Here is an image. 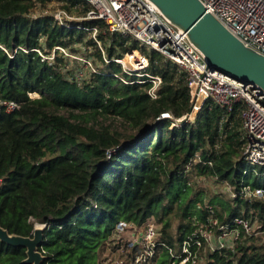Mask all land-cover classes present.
Segmentation results:
<instances>
[{
    "label": "trees",
    "instance_id": "trees-1",
    "mask_svg": "<svg viewBox=\"0 0 264 264\" xmlns=\"http://www.w3.org/2000/svg\"><path fill=\"white\" fill-rule=\"evenodd\" d=\"M53 3L67 14L63 23ZM89 10L85 0H0V98L21 105L0 113V226L33 238L40 225L41 264H106L102 253L116 226L141 228L150 219L159 234L148 263L176 264L183 242L208 223L198 212L207 202L222 222L258 218L255 230L264 229V199L225 200L192 184L196 175L226 182L235 193L248 185L264 195V168L257 174L244 162L245 105L226 113L207 101L193 123L172 129L191 107L186 73L103 22L85 20ZM81 27H97L96 37ZM55 47L85 53L95 72L79 85ZM133 50L145 53L147 72L162 78L157 98L149 95L151 83L120 78L137 80L113 61ZM52 53V61L43 58ZM33 92L40 96L31 98ZM165 113L172 118H161ZM113 241L131 264H147L123 236ZM27 258V249L0 240V264ZM194 261L186 264H264V235L241 231L233 249L206 250Z\"/></svg>",
    "mask_w": 264,
    "mask_h": 264
},
{
    "label": "built area",
    "instance_id": "built-area-1",
    "mask_svg": "<svg viewBox=\"0 0 264 264\" xmlns=\"http://www.w3.org/2000/svg\"><path fill=\"white\" fill-rule=\"evenodd\" d=\"M85 1L90 5L85 20L103 22L109 32L133 38L142 47L158 52L186 73L191 94V107L186 113V120L184 122L174 120L173 127H182L188 122L193 123L197 118L193 116L194 110L199 103L204 106L207 101H211L226 113H230L236 104L243 103L245 108L242 121L246 138L244 162L246 168L253 171L257 167L264 168L263 89L252 82L240 81L218 70H208L204 55L190 41L187 32L170 21L151 0ZM200 1L206 12L212 14L232 35L246 47L264 56V0ZM55 17L63 23L67 14L62 10ZM81 29L90 30L94 38L98 32L97 27H81ZM57 49L67 57H74L75 60L82 62L84 69L88 70L87 74L84 70H75L73 79L79 85L89 73L95 72V65L90 58L70 55L62 47H55L54 51ZM43 58L50 61L54 59L53 55L43 56ZM128 58H131L130 61L127 60ZM113 61L122 66L125 75L137 79L127 81L120 77L124 83L149 82L152 85L149 95L157 98V89L162 84V78L147 72L149 58L145 53L133 50L127 53V56L115 58ZM36 93H29V96L35 98L33 95ZM20 107L21 105L15 101L0 98V113L4 111L11 113L19 110ZM161 118L172 117L169 113H165ZM237 196L249 201L257 198L264 199L263 193L253 190L248 185L243 186L238 193H231L232 198ZM205 208V215L201 218H208V223L201 225L191 240L183 242L181 260L176 264H186L190 258L194 259L195 263L206 250L215 252L233 249L241 231L250 237L260 236H257L255 232L259 231H255L250 221L235 217L230 220L231 224L228 223L229 221L222 222L219 217L211 215L214 213L212 206ZM260 231L264 232V229ZM126 232L130 235L127 239L131 243L130 246L135 248L140 256L138 260L149 264L148 258L154 255L158 246L159 226L155 220L146 221L141 228L136 227L132 222H121L116 226L114 234L120 238ZM191 246H194L193 250ZM120 263L122 264L121 261Z\"/></svg>",
    "mask_w": 264,
    "mask_h": 264
},
{
    "label": "water",
    "instance_id": "water-1",
    "mask_svg": "<svg viewBox=\"0 0 264 264\" xmlns=\"http://www.w3.org/2000/svg\"><path fill=\"white\" fill-rule=\"evenodd\" d=\"M174 24L187 32L190 41L201 51L207 69L218 70L240 81L252 82L264 90V56L246 47L212 14L200 0H151ZM44 239L43 228L33 238L10 235L0 226V240L10 247L27 249L23 264H41L39 247Z\"/></svg>",
    "mask_w": 264,
    "mask_h": 264
},
{
    "label": "rangeland",
    "instance_id": "rangeland-1",
    "mask_svg": "<svg viewBox=\"0 0 264 264\" xmlns=\"http://www.w3.org/2000/svg\"><path fill=\"white\" fill-rule=\"evenodd\" d=\"M52 7L57 9L55 12H53L54 15H56L59 11H62L61 8H59V7L57 8V4L53 3L51 6H49V8H52ZM79 47H83V46L81 44H79ZM66 51L69 54L73 55V56L85 57V53H83V52L71 53V51H69L68 49H66ZM52 55H53V53H52ZM125 56H127V54ZM68 60L70 61V63L74 67V71L75 70L76 71L84 70L86 74L88 73V70L84 69V65H83L82 62L76 61L74 57L70 58L69 56H68ZM128 61H130V60L128 59ZM39 96H40V94L38 92L35 95H33V97H39ZM202 106H203V104L199 103L197 108L195 107L193 116H197V114H198L199 110L202 108ZM185 116H186V114H184L178 120H181L182 122H184L186 120ZM112 125L115 128L119 129L120 131H125L126 130V126H124L121 123V121L112 122ZM171 128L173 129V128H176V127L171 126ZM259 171H260V167H257V168L254 169V172H256L257 174H258ZM192 181H193L192 184L193 185H197L198 186L197 188H199V189H204V190H208V191L211 190L214 193H217L220 197L224 198L225 200H228L229 198L232 199V197H231L232 191L229 190L228 185L226 184V182H219V181H217L214 178H208V177H202V176H196V175H194ZM208 205H210V204H208V202H207L206 207ZM204 209H206V208H200V209H198V212L201 213L199 210H204ZM219 209H220V207H219ZM198 215H201V214H198ZM225 217H226V214H225ZM256 219L258 220V218H256ZM194 220L196 221V224H199L200 220H198L197 217H194ZM257 220H255L254 223L252 222V224L254 225V228L258 227V221ZM37 227L41 228L40 225H37ZM255 233H257V236L264 235L263 231H259V232H255ZM129 236H130L129 232H126L123 235L124 241L127 240V238H129ZM115 237L116 236L112 237V239H110L107 242V244L105 245V247H104V251L102 253V257L105 260V263L106 264H121L120 263L121 260L119 258L120 257H124L126 259V261H128L127 264H131V262L129 260H127V258L125 257L126 256V252L125 251H123L122 249H118V250L114 251V249H113V247H115L114 246V242L118 241V239H117V241H113L115 239Z\"/></svg>",
    "mask_w": 264,
    "mask_h": 264
},
{
    "label": "bare ground",
    "instance_id": "bare-ground-1",
    "mask_svg": "<svg viewBox=\"0 0 264 264\" xmlns=\"http://www.w3.org/2000/svg\"><path fill=\"white\" fill-rule=\"evenodd\" d=\"M128 59L130 60L131 58H128ZM128 59H127V60H128Z\"/></svg>",
    "mask_w": 264,
    "mask_h": 264
}]
</instances>
